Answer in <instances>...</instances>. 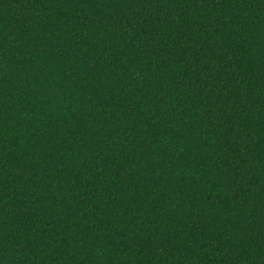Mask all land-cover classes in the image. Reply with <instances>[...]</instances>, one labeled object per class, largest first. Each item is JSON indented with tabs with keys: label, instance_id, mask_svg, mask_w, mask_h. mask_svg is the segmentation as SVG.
<instances>
[{
	"label": "trees",
	"instance_id": "trees-1",
	"mask_svg": "<svg viewBox=\"0 0 264 264\" xmlns=\"http://www.w3.org/2000/svg\"><path fill=\"white\" fill-rule=\"evenodd\" d=\"M0 264H264V0H0Z\"/></svg>",
	"mask_w": 264,
	"mask_h": 264
}]
</instances>
